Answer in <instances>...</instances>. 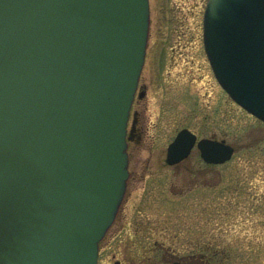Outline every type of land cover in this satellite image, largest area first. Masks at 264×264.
Listing matches in <instances>:
<instances>
[{"label": "water", "instance_id": "obj_1", "mask_svg": "<svg viewBox=\"0 0 264 264\" xmlns=\"http://www.w3.org/2000/svg\"><path fill=\"white\" fill-rule=\"evenodd\" d=\"M149 26V0H0V264H98ZM204 43L223 88L264 120V0H208ZM196 141L180 130L166 161ZM197 145L211 163L235 151Z\"/></svg>", "mask_w": 264, "mask_h": 264}, {"label": "rangeland", "instance_id": "obj_2", "mask_svg": "<svg viewBox=\"0 0 264 264\" xmlns=\"http://www.w3.org/2000/svg\"><path fill=\"white\" fill-rule=\"evenodd\" d=\"M149 1L127 189L99 264H171L170 254L190 251L207 253L213 264H264V122L214 75L203 41L207 0ZM185 127L233 145L232 158L206 163L195 147L168 165V144Z\"/></svg>", "mask_w": 264, "mask_h": 264}, {"label": "flooded vegetation", "instance_id": "obj_3", "mask_svg": "<svg viewBox=\"0 0 264 264\" xmlns=\"http://www.w3.org/2000/svg\"><path fill=\"white\" fill-rule=\"evenodd\" d=\"M136 116H137V113H136ZM137 121L138 120L136 119V125H135V128L131 134L132 138L136 135ZM116 219H117V217H116ZM116 219H115V221H116ZM170 255L172 258L168 259L167 262H169L171 264H213V262L210 258L211 256H208V254L203 252V251H190L187 254H185L182 258L175 257L174 253L170 254ZM115 264H121V261L117 260Z\"/></svg>", "mask_w": 264, "mask_h": 264}]
</instances>
